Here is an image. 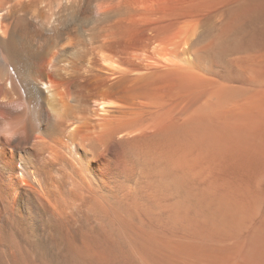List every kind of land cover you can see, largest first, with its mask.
Listing matches in <instances>:
<instances>
[{"label":"bare ground","instance_id":"1","mask_svg":"<svg viewBox=\"0 0 264 264\" xmlns=\"http://www.w3.org/2000/svg\"><path fill=\"white\" fill-rule=\"evenodd\" d=\"M0 264H264V0H0Z\"/></svg>","mask_w":264,"mask_h":264}]
</instances>
